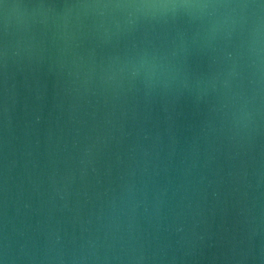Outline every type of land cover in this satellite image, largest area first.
Instances as JSON below:
<instances>
[{
	"label": "water",
	"instance_id": "1",
	"mask_svg": "<svg viewBox=\"0 0 264 264\" xmlns=\"http://www.w3.org/2000/svg\"><path fill=\"white\" fill-rule=\"evenodd\" d=\"M0 257L264 264V0H0Z\"/></svg>",
	"mask_w": 264,
	"mask_h": 264
},
{
	"label": "clouds",
	"instance_id": "2",
	"mask_svg": "<svg viewBox=\"0 0 264 264\" xmlns=\"http://www.w3.org/2000/svg\"><path fill=\"white\" fill-rule=\"evenodd\" d=\"M143 6H150V5H143ZM177 5H172V7H176ZM181 7H185V6H188V5H179ZM199 7H208V5H199Z\"/></svg>",
	"mask_w": 264,
	"mask_h": 264
},
{
	"label": "snow or ice",
	"instance_id": "3",
	"mask_svg": "<svg viewBox=\"0 0 264 264\" xmlns=\"http://www.w3.org/2000/svg\"><path fill=\"white\" fill-rule=\"evenodd\" d=\"M0 264H4V260L2 257H0Z\"/></svg>",
	"mask_w": 264,
	"mask_h": 264
}]
</instances>
